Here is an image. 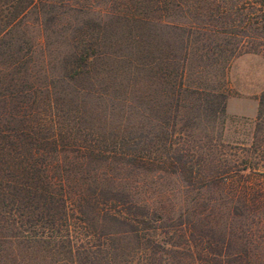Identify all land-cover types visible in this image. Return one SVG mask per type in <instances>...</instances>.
I'll use <instances>...</instances> for the list:
<instances>
[{"label": "rangeland", "instance_id": "obj_1", "mask_svg": "<svg viewBox=\"0 0 264 264\" xmlns=\"http://www.w3.org/2000/svg\"><path fill=\"white\" fill-rule=\"evenodd\" d=\"M232 1L0 6L12 22L0 34V122L23 112L62 130L67 147L47 161L74 203L82 189L84 204L132 206L138 236L114 239L107 263L111 245L95 239L96 264H189L192 237L213 230L229 264H264V7ZM59 219L52 238L39 235L46 220L27 217L25 232L8 220L0 264H73L61 238L75 245L101 226Z\"/></svg>", "mask_w": 264, "mask_h": 264}, {"label": "trees", "instance_id": "obj_2", "mask_svg": "<svg viewBox=\"0 0 264 264\" xmlns=\"http://www.w3.org/2000/svg\"><path fill=\"white\" fill-rule=\"evenodd\" d=\"M65 3L70 6V0H3L0 6L11 7L12 11L16 13L19 11L18 7H42L44 4L63 5ZM230 3L231 5L228 4L227 7H241V5L249 4L243 2V0H233ZM259 4V7H264V0H259ZM25 8L19 14H23ZM162 10L167 9L163 7ZM128 12L130 11H126V14ZM6 15L4 16L5 19L3 16L0 17V24L2 21L5 23L0 29V34H9L11 31L12 22L7 24L10 19V12ZM235 54L236 50H231L228 53L229 57H226L225 64L229 63L228 59L233 58ZM220 95L224 96L223 94ZM19 112H15L17 116L20 115ZM263 116L264 94L259 97L257 123L263 119ZM20 117V121H10L11 125L0 122V225L3 229L0 230V236L9 234L4 232V230L10 229L8 220H13L17 224L18 218L20 219V228H22L27 217L48 221L52 227H49L51 233H48L50 231L41 230L39 235L43 237L45 235L47 237L55 236V232L52 233V230H55L58 217L63 220V224L66 221L78 220L81 223L80 225L83 226L84 224V228L85 225L92 226L94 220H97L102 230H85L83 238L80 241L76 239L75 245L71 244L70 234L68 238L63 237L61 239H67L68 244L70 243L68 253L72 255L73 264H96V260H94L96 257L93 256L96 253L94 251L91 253L96 245L93 242L97 238L104 237L111 245V250L107 253L105 261L106 263L109 262L112 256L116 257L114 251L118 248L114 239H117L120 243L126 241L129 237L138 236L139 230L133 226L136 218L131 211L132 206L115 204L111 207L106 204H84V194H82L84 190L82 189H77L75 194L77 197L80 196L81 200L79 199L77 203L71 201V188L68 185L66 174L62 172V169H59L57 173H50L52 166H57L58 160L53 161L54 163L47 161V155L50 152L59 154L65 151L67 147L62 130L58 126L44 121L33 122L23 112H21ZM15 121L17 122L15 123ZM77 147L79 150L83 149L80 144ZM22 217L24 220H22ZM14 218L17 219L14 220ZM106 225L108 227H105ZM22 230L25 232L23 228ZM211 233L209 238L203 241L200 240V243L195 241L197 237H192L193 240L191 241L190 238H187L188 244L189 241L191 243L195 242L192 243V261L189 264H229L223 251L226 245L224 235L218 237L215 230ZM246 239L250 244L256 242L254 237L247 236ZM135 256L131 259L132 261L134 258H138ZM144 259L147 260V258ZM183 264H187V262Z\"/></svg>", "mask_w": 264, "mask_h": 264}, {"label": "crops", "instance_id": "obj_3", "mask_svg": "<svg viewBox=\"0 0 264 264\" xmlns=\"http://www.w3.org/2000/svg\"><path fill=\"white\" fill-rule=\"evenodd\" d=\"M229 102H230V99H229V101H228V105H229ZM253 112H252V114L255 112V106L253 107V110H252ZM239 113H245V112H242V110H240V111H238ZM246 114V113H245ZM251 114V115H252Z\"/></svg>", "mask_w": 264, "mask_h": 264}]
</instances>
